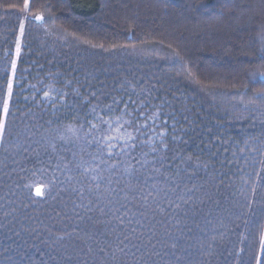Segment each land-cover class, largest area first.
<instances>
[{
  "label": "trees",
  "instance_id": "1",
  "mask_svg": "<svg viewBox=\"0 0 264 264\" xmlns=\"http://www.w3.org/2000/svg\"><path fill=\"white\" fill-rule=\"evenodd\" d=\"M23 4L0 0V89L6 88L5 65L13 56ZM29 4L14 89L18 94L23 89V95L13 97L14 116L8 117L0 143V264H251L264 235V202L261 195L251 197L248 208L245 197L227 187L229 177L235 187L241 184L227 161L235 152L247 157L236 163L245 178L264 174V111L237 104L240 93L246 99L264 90L259 78L264 0ZM35 15L44 18L37 21ZM46 73H57L52 85L68 93V107L57 111L54 101L46 104L33 95L31 86ZM133 89L170 113L169 125L175 121L178 139L169 137L159 154L168 157L163 175L152 173L149 163L137 178L122 165L109 186L117 191L110 194L89 190L84 175L57 170L50 142L57 129L76 123L73 117L89 107L87 101L83 106L74 101L94 90L121 98ZM56 143L76 150L73 143L64 145L58 138ZM61 154L71 159L70 153ZM189 156L190 164H182L181 158ZM147 159L152 161V155ZM144 175L155 176V188L149 179L141 189ZM33 180L43 197L30 193ZM245 187L251 196L250 185ZM258 191L264 194V186ZM125 235L130 241L120 244Z\"/></svg>",
  "mask_w": 264,
  "mask_h": 264
},
{
  "label": "snow or ice",
  "instance_id": "2",
  "mask_svg": "<svg viewBox=\"0 0 264 264\" xmlns=\"http://www.w3.org/2000/svg\"><path fill=\"white\" fill-rule=\"evenodd\" d=\"M15 5H8L7 8H15ZM6 8V11H7ZM30 4L29 0H24L22 8H19L20 13L29 12ZM35 20L40 21L44 17L41 15H35ZM20 34L23 35L25 22L24 20L20 21ZM261 54L259 59L264 60V48L260 50ZM21 54L20 39L17 38L16 47H15V56L5 65L4 75L7 76L6 88L0 89L2 96H0V141H2L7 132L8 126V117L14 116V113L11 111L13 105V97L16 95H23V89L18 94L14 91L16 84L19 83L17 79L18 72V58ZM6 56L9 53L5 54ZM260 82L264 83V72L259 73ZM35 88V85L31 86ZM48 91L43 92L44 99L47 100L52 97L51 86ZM79 95V90H76ZM57 96L53 102V108L59 111L62 108L68 107V93L62 92L61 88L55 89ZM36 93L34 92L33 95ZM240 98L237 100V104L243 105L245 109H248L251 106L254 110L264 111V90L254 93L252 96H248L245 99V94L240 93ZM138 98H134L137 97ZM28 97H25L27 100ZM85 101L88 104V110L84 112L82 116L73 117V120L76 122L71 126H68L61 132L57 129V137H54L52 142H50V148L52 149V155L55 156L58 163L55 165V168L61 172L68 170L69 172H75L80 175H84L90 181L88 183V189L92 191L99 192L101 188L105 192L110 194H115L116 189L109 187L113 183V177H118L119 170L121 166L124 165V172L129 173L130 175H135L137 178L141 175L140 169L145 168L149 163H152V173H160L161 169L164 167V160H167L166 155H159L162 150H166L169 137L172 141L178 139L175 135V121L173 125H169L167 121L172 119L170 113H165L164 108L160 106H153L150 104L148 99V94L143 93L136 94L135 90L131 93L122 94L121 98L111 95L110 93H98L97 91H92L90 94L84 95L78 101L80 106H83ZM107 101V102H106ZM19 111H23L20 109ZM28 111H31L29 109ZM163 117V119H161ZM49 125L52 121L47 122ZM261 125L264 126V121H260ZM71 133V136L68 135ZM64 142V145L73 143L76 150H72L68 147L61 145L58 148L56 139ZM247 143V141H245ZM255 149H249V151H254ZM47 151V149H45ZM240 153L245 152L244 148H241ZM70 153L71 159L67 155L61 154ZM152 155V161H149L147 158L149 155ZM215 155V154H213ZM261 155L264 156V152H261ZM140 157L139 159L137 157ZM50 156V160H51ZM173 159H176L174 156ZM247 161L246 156H237L235 152L232 153V158L228 159V163L236 167V175L240 174L241 184L239 187H235L232 178L229 177V184L227 187L234 188V191L242 197H245L247 201V207L251 208L253 205V199L257 195H261L262 202H264V194H261L258 189L261 184H258L257 180L264 181V174L258 171L256 172V178L249 176L245 178L243 174V168L237 167L236 163L239 160ZM192 157L181 158L182 164H190ZM139 167H134V164ZM223 163V161H222ZM264 163V161H262ZM159 164V167L155 165ZM247 165L245 164V167ZM206 167V165H205ZM107 173V175H105ZM69 181L73 179V176L69 175L67 177ZM149 179H152L154 183L152 187L155 188V176L154 175H144L143 181L140 183L142 190L143 185L147 183ZM167 180V177H165ZM117 178L116 183H119ZM59 183H63L59 181ZM221 183H223L221 181ZM250 185L251 196H249L248 188L245 186ZM127 187L132 188L133 185H128ZM178 187V185H176ZM176 187L170 188L169 191H175ZM74 191H77L74 189ZM79 193H83L84 189L81 188L78 190ZM124 191V189H120ZM191 192V189H188ZM35 195L38 197H43L44 193L41 188H37ZM152 193L149 191L148 196H151ZM148 196H142V199L147 200ZM191 197H189L190 199ZM127 199V196H125ZM153 199H155L153 197ZM99 200V196H97ZM171 203V201H169ZM184 203L187 204L188 200H184ZM236 204L240 208H244L245 204L240 203L239 200L236 201ZM79 207V205H77ZM174 207L179 208L180 204H175ZM91 211V208L88 209ZM99 211L103 214L104 209L100 208ZM119 209H117V212ZM163 211V209H161ZM119 219V217H117ZM239 219V216L237 217ZM123 221L121 220V223ZM130 223V221H129ZM211 223V221H208ZM238 227V226H237ZM132 233H135L136 229H131ZM189 231H191L189 229ZM152 237H148V243L151 244ZM125 241H130L128 235L124 236V239L120 241V244H124ZM167 244V241L164 242ZM260 249L257 251L252 258L251 264H264V235L260 236L259 240ZM155 249V244L151 245ZM147 247V245H145ZM172 248L176 247V243L171 244ZM139 250V249H137ZM103 252L104 249L99 250ZM121 252L124 251V248L120 249ZM242 251V250H241ZM156 255H159L157 252ZM239 255V253H237ZM179 259V258H177ZM43 264V261L41 262Z\"/></svg>",
  "mask_w": 264,
  "mask_h": 264
},
{
  "label": "rangeland",
  "instance_id": "3",
  "mask_svg": "<svg viewBox=\"0 0 264 264\" xmlns=\"http://www.w3.org/2000/svg\"><path fill=\"white\" fill-rule=\"evenodd\" d=\"M20 15L22 16V20L25 21V19L27 18L26 13H20ZM18 37H19V39H20V47H21L22 35L20 34V28H19V30H18V34H17V36H16L15 47H16V41H17V38H18ZM15 47H14L13 56L11 57V59L15 56ZM21 48H22V47H21ZM21 53H22V49H21ZM20 55H21V54H20ZM19 58H20V57H19ZM19 58H18V60H19ZM57 76H58L57 73H52V74L46 73V74L44 75V77L39 78V80H38L35 84H33V85H35V86H38V85L41 84L40 87H38V88L35 87L33 91L36 93L35 95H36L37 97H39V99H40L41 101L45 102L46 104H49V103L55 101V98H56V96H57V93L55 92V89H57V87H56L55 85H52V83H53V82H52L53 78H55V77H57ZM18 84H19V83H18ZM47 86H51V89H52V97L49 98V99H47V100H45V99H44V96H43V92L49 90V87H47ZM27 87H28V86H27ZM65 128H66V127H64L63 129H61L60 131L63 132ZM56 134H57V131H56ZM68 135H71V133H68ZM0 143H1V141H0ZM39 184H40V183H38V181H36V180H33L32 182H30V184L28 185V188H29L30 193H32L33 188L36 187V186H38ZM41 185L43 186V190H44V189L46 188L45 184H41Z\"/></svg>",
  "mask_w": 264,
  "mask_h": 264
},
{
  "label": "water",
  "instance_id": "4",
  "mask_svg": "<svg viewBox=\"0 0 264 264\" xmlns=\"http://www.w3.org/2000/svg\"><path fill=\"white\" fill-rule=\"evenodd\" d=\"M37 188H41V190H42V187H41V186H39V185H38V186H36V187H34V188H33V194H34V195H35V191H36V189H37ZM35 196H36V195H35Z\"/></svg>",
  "mask_w": 264,
  "mask_h": 264
}]
</instances>
